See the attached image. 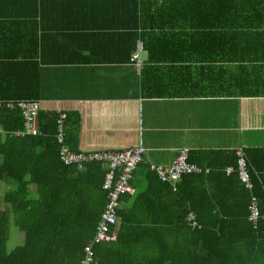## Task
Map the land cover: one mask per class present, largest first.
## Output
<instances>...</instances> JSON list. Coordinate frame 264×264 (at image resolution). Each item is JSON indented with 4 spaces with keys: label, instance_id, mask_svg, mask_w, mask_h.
Listing matches in <instances>:
<instances>
[{
    "label": "crops",
    "instance_id": "crops-1",
    "mask_svg": "<svg viewBox=\"0 0 264 264\" xmlns=\"http://www.w3.org/2000/svg\"><path fill=\"white\" fill-rule=\"evenodd\" d=\"M205 3L0 0V88L27 87L44 110L76 111L87 148L95 133L136 131L135 146L156 158L145 160L150 167H168L182 149H264V98L226 89L264 86V46L222 29L226 16ZM230 54L253 63L229 64ZM144 183L137 171L135 189ZM13 228L22 244L25 233Z\"/></svg>",
    "mask_w": 264,
    "mask_h": 264
},
{
    "label": "trees",
    "instance_id": "trees-1",
    "mask_svg": "<svg viewBox=\"0 0 264 264\" xmlns=\"http://www.w3.org/2000/svg\"><path fill=\"white\" fill-rule=\"evenodd\" d=\"M204 1L211 3L213 14L226 16L227 25L222 29L242 31L264 46V0ZM253 57L230 54L228 63L245 66L253 63ZM260 60L264 61V56ZM226 89L229 97L264 98V86L228 85ZM34 96L27 87L8 84L0 88L1 101ZM63 113L67 115L65 140L71 151H122L137 143L136 131L101 138L98 132L90 141L94 146L87 148L80 130L81 116L76 111ZM59 118V112L44 110L41 104L39 135L17 137L13 133L23 130L25 124L21 111L4 107L0 112V127L5 131L0 135V183L11 186L0 194V264H81L86 245L97 234L107 204L103 184L108 169L91 164L80 170L61 162L55 139ZM109 138L113 143H108ZM243 154L251 192L240 184L235 150L191 151L189 162L202 172L183 175L176 189L161 182L144 161L138 169L143 188L122 198L118 239L95 244L94 262L264 264V219L256 228L248 219L251 195L257 198L264 216V149H243ZM228 167L233 171L227 173ZM190 216L198 227L191 226ZM12 226L24 232L25 239L9 250Z\"/></svg>",
    "mask_w": 264,
    "mask_h": 264
},
{
    "label": "built area",
    "instance_id": "built-area-1",
    "mask_svg": "<svg viewBox=\"0 0 264 264\" xmlns=\"http://www.w3.org/2000/svg\"><path fill=\"white\" fill-rule=\"evenodd\" d=\"M162 1V0H152ZM142 50V43L137 42L136 50L132 53V63L139 66V58ZM6 107L9 110H19L24 118L25 124L23 130L13 133L17 137L37 136L39 135V111L41 103L35 100H5L0 101V112ZM66 115L60 114L57 122L58 133L57 142L60 145L59 156L61 162L68 167H78L83 170L84 167L91 164H102L108 169L103 184V191L107 193V204L101 214L100 221L97 225V234L93 240L86 245L85 258L81 264H96L94 262V245L116 242L120 228L119 211L123 206L122 198L132 196L136 193L133 185L135 175L139 167L144 163L146 150L143 145L135 146L123 151H93L89 153H80L71 151L65 141L64 126ZM5 131L0 127V135ZM190 151L182 149L179 151L176 161L168 167L151 166L158 179L163 183L172 185L175 189L183 175L200 174L202 168L189 162ZM236 171L242 187L251 192L253 189L250 175L247 169L246 158L243 150L236 149ZM227 173L233 171L231 167L226 168ZM258 200L251 195L248 203L249 222L256 228L259 220L264 219L260 214ZM189 221L192 227H198L194 217L190 216Z\"/></svg>",
    "mask_w": 264,
    "mask_h": 264
},
{
    "label": "rangeland",
    "instance_id": "rangeland-1",
    "mask_svg": "<svg viewBox=\"0 0 264 264\" xmlns=\"http://www.w3.org/2000/svg\"><path fill=\"white\" fill-rule=\"evenodd\" d=\"M146 154H147V156L145 155V157H146L145 160H147V162H148L149 164L156 165V164H157V163H156V158H155L154 156H152V155L150 154V152H147ZM145 160H144V161H145ZM10 187H11V186L8 185V184L0 183V194L3 196V195L5 194V191H6L8 188H10ZM33 190H34V188H33ZM7 191H9V190H7ZM7 191H6V192H7ZM0 205L3 206V204H2V200H0ZM15 231H16L15 228H13V230H11V240H10V242L8 243L9 248H13V247H15V246L21 244V243L16 244V241H13V239H12L13 234H14Z\"/></svg>",
    "mask_w": 264,
    "mask_h": 264
}]
</instances>
